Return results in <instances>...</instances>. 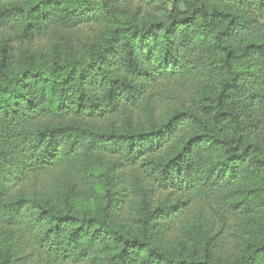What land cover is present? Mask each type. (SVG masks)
Masks as SVG:
<instances>
[{
    "label": "trees",
    "instance_id": "trees-1",
    "mask_svg": "<svg viewBox=\"0 0 264 264\" xmlns=\"http://www.w3.org/2000/svg\"><path fill=\"white\" fill-rule=\"evenodd\" d=\"M0 264H264V0H0Z\"/></svg>",
    "mask_w": 264,
    "mask_h": 264
},
{
    "label": "rangeland",
    "instance_id": "rangeland-1",
    "mask_svg": "<svg viewBox=\"0 0 264 264\" xmlns=\"http://www.w3.org/2000/svg\"><path fill=\"white\" fill-rule=\"evenodd\" d=\"M64 34H66L69 37H74L77 39V41H83L86 38L89 37L90 35V29L87 26H80L76 29H72L71 31H64ZM49 41V36H43L39 39L37 43V48L41 51H46L47 45ZM177 83H172V84H167L158 87V91L161 90L162 93L166 97H168V103L169 104H174L175 106H180L182 103L186 102V98L188 97L186 94L183 95L181 92L182 88H180L179 84ZM226 247L224 248V255L225 256H230L233 255L235 252L236 248V243L233 239H230L229 237L226 239Z\"/></svg>",
    "mask_w": 264,
    "mask_h": 264
}]
</instances>
